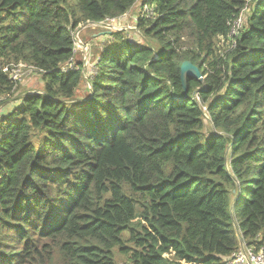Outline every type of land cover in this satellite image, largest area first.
Listing matches in <instances>:
<instances>
[{
    "label": "trees",
    "instance_id": "obj_1",
    "mask_svg": "<svg viewBox=\"0 0 264 264\" xmlns=\"http://www.w3.org/2000/svg\"><path fill=\"white\" fill-rule=\"evenodd\" d=\"M247 1L143 0L145 43L113 33L81 98L74 31L138 0H0V103L4 67L44 83L0 118V264H221L264 238V0ZM186 60L202 76L184 89Z\"/></svg>",
    "mask_w": 264,
    "mask_h": 264
},
{
    "label": "rangeland",
    "instance_id": "obj_2",
    "mask_svg": "<svg viewBox=\"0 0 264 264\" xmlns=\"http://www.w3.org/2000/svg\"><path fill=\"white\" fill-rule=\"evenodd\" d=\"M248 2L249 0L246 3ZM153 8V5H143V0H138L128 13L117 19L105 21L104 25L87 23V25H83L74 31L75 46L81 47L74 58L81 61L83 65L80 66L78 61L72 60V62L69 63L70 67H65L64 72L68 71L67 69H81L83 82L81 83V87L77 90L78 96L82 98L88 94L89 90H92L91 81L102 71L98 65L100 53L106 46L114 41L115 35L113 33H121L132 43H145V34L142 28L138 26L137 21L140 20V18L149 20L155 17L156 13H154ZM247 20L248 15L244 14L236 26L231 27V33L237 34L238 27L247 23ZM147 26L149 28L151 24L147 23ZM148 39L152 45L156 46L157 43L154 38ZM155 58H158V55H155ZM11 72L17 84L14 87L12 99L6 104L0 103V118L10 114L15 107L21 104L25 94H42L44 92V83L41 78V73L34 67L22 64L11 69ZM204 110L206 111L205 108ZM207 122H211L209 116L207 117ZM117 263L128 264V261H126L125 256L117 253Z\"/></svg>",
    "mask_w": 264,
    "mask_h": 264
},
{
    "label": "built area",
    "instance_id": "obj_3",
    "mask_svg": "<svg viewBox=\"0 0 264 264\" xmlns=\"http://www.w3.org/2000/svg\"><path fill=\"white\" fill-rule=\"evenodd\" d=\"M245 10H246V8H245ZM241 18H242V16L239 17V19H237L234 22L235 26L238 23V21L241 20ZM240 27H242V25H240L238 27V29H240ZM79 48H81V47H79ZM72 60H71V62H72ZM22 64L23 63L12 65L10 68L4 67L3 70L8 71V73L10 74L9 77L15 82V80L13 79L11 69H13L16 66H20ZM29 66H32V65H29ZM32 67H34V66H32ZM71 68H73V67H71ZM67 70H70V69H67ZM16 84H17V82H15V86H16ZM1 99L2 98H0V101H1ZM263 240H264V238L260 234L257 236V238H255L254 242H252L251 244H247L244 242L241 243V247L238 250H236L235 252H233L231 255H229L228 257H225L221 264H264V243H261Z\"/></svg>",
    "mask_w": 264,
    "mask_h": 264
},
{
    "label": "water",
    "instance_id": "obj_4",
    "mask_svg": "<svg viewBox=\"0 0 264 264\" xmlns=\"http://www.w3.org/2000/svg\"><path fill=\"white\" fill-rule=\"evenodd\" d=\"M104 25L105 23H98ZM201 70L197 65H194L192 62L186 60L181 65V77L184 89H187V77L194 79H201ZM241 243L243 240L241 239Z\"/></svg>",
    "mask_w": 264,
    "mask_h": 264
},
{
    "label": "crops",
    "instance_id": "obj_5",
    "mask_svg": "<svg viewBox=\"0 0 264 264\" xmlns=\"http://www.w3.org/2000/svg\"><path fill=\"white\" fill-rule=\"evenodd\" d=\"M9 105V104H8ZM244 242V241H243Z\"/></svg>",
    "mask_w": 264,
    "mask_h": 264
},
{
    "label": "bare ground",
    "instance_id": "obj_6",
    "mask_svg": "<svg viewBox=\"0 0 264 264\" xmlns=\"http://www.w3.org/2000/svg\"><path fill=\"white\" fill-rule=\"evenodd\" d=\"M247 203V202H246Z\"/></svg>",
    "mask_w": 264,
    "mask_h": 264
}]
</instances>
